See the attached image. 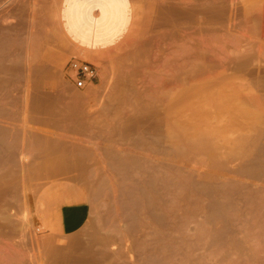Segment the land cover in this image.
<instances>
[{
	"label": "rangeland",
	"instance_id": "obj_1",
	"mask_svg": "<svg viewBox=\"0 0 264 264\" xmlns=\"http://www.w3.org/2000/svg\"><path fill=\"white\" fill-rule=\"evenodd\" d=\"M130 1L122 39L83 53L61 0H0V128L21 161L0 167L20 176L0 183V264H48L29 195L49 186L91 207L58 264H264V0ZM73 56L94 85L64 78ZM30 132L72 155L49 183L27 182Z\"/></svg>",
	"mask_w": 264,
	"mask_h": 264
},
{
	"label": "crops",
	"instance_id": "obj_2",
	"mask_svg": "<svg viewBox=\"0 0 264 264\" xmlns=\"http://www.w3.org/2000/svg\"><path fill=\"white\" fill-rule=\"evenodd\" d=\"M59 16L66 39L75 46L77 51L89 53L107 49L122 39L132 21V6L130 0H61ZM57 99L58 95H45L40 100L37 99L36 105L41 107L42 112H40L41 116L37 113L34 119L41 120L43 123V109L48 103L58 101ZM19 135L18 132L0 128L1 168L8 167L14 170V168L20 167V153L15 145ZM30 135V142L33 144L34 150L29 163L26 164L27 182L49 183L56 169L63 168L66 161H72V155L69 152L63 153L58 141L48 133L30 132ZM8 136H13V138L9 139ZM15 178H20V176L9 172L5 178L4 176L0 177V183L20 182ZM57 191L49 186L38 197L33 198L32 195H29L30 212L34 215L37 225H40L37 218L39 216L50 227L49 231L39 235L43 248L48 249L51 244L54 245L50 246L52 252L50 249H48L49 252L45 251V248L43 250L49 264L58 263L57 257L64 256L63 254L69 255L71 250L73 253V249L81 247L83 242L81 231L87 223L91 211L90 204L82 200L59 204ZM55 246L56 248H54ZM64 248L67 249V252ZM55 251L60 254L54 256ZM51 255L54 256L52 257L55 261ZM13 258L11 254H7L6 261L2 262H11Z\"/></svg>",
	"mask_w": 264,
	"mask_h": 264
},
{
	"label": "built area",
	"instance_id": "obj_3",
	"mask_svg": "<svg viewBox=\"0 0 264 264\" xmlns=\"http://www.w3.org/2000/svg\"><path fill=\"white\" fill-rule=\"evenodd\" d=\"M64 78L78 90L96 83V67L81 57H70L64 66Z\"/></svg>",
	"mask_w": 264,
	"mask_h": 264
},
{
	"label": "bare ground",
	"instance_id": "obj_4",
	"mask_svg": "<svg viewBox=\"0 0 264 264\" xmlns=\"http://www.w3.org/2000/svg\"><path fill=\"white\" fill-rule=\"evenodd\" d=\"M214 2V1H213ZM212 56V55H211ZM214 56V55H213ZM244 56V55H243ZM240 57H241V55H240ZM214 58V57H213ZM211 59V58H210ZM237 59V58H236ZM248 59V58H247ZM220 60V59H219ZM238 60V59H237ZM211 61V60H210ZM214 61V60H213ZM247 61V60H246ZM98 62V61H97ZM228 62V61H227ZM216 63H217V61H216ZM215 62H214V64H213V66H215V64H216ZM245 63V62H244ZM233 64V63H232ZM200 66V65H199ZM140 121V120H139ZM132 123V122H131ZM147 123V122H146ZM134 125H135V123H134ZM126 126V125H125ZM133 126V125H132ZM147 126V125H146ZM122 127H123V125H122ZM127 128V127H126ZM130 128V127H129ZM133 128V127H132ZM122 129V128H121ZM146 133V135H148V131H145ZM122 133V132H121ZM38 135V134H37ZM34 136V135H33ZM124 136V135H123ZM123 136L121 135V137L123 138ZM148 137H149V135H148ZM142 138V137H141ZM145 138V137H144ZM147 138V137H146ZM48 139V138H47ZM49 142V141H48ZM45 143V142H44ZM56 143V142H55ZM40 144V143H39ZM45 145V144H44ZM41 147V146H40ZM44 148H45V146H44ZM36 151V150H35ZM51 154V153H50ZM61 155V154H60ZM148 155V154H147ZM65 156V155H64ZM75 156V155H74ZM38 157V156H37ZM62 158V157H61ZM76 159V158H75ZM64 160V159H63ZM155 161V160H154ZM66 163H67V161H66ZM45 164H47V163H45ZM75 164V163H74ZM67 165V164H66ZM43 166V165H42ZM49 165H47V167H48ZM50 167V166H49ZM62 167V166H61ZM70 167V166H69ZM52 168V167H51ZM64 168V167H63ZM62 168V169H63ZM67 168H68V166H67ZM59 169V168H58ZM62 169H60V170H62ZM54 170V169H53ZM60 172V171H59ZM72 172V171H71ZM75 172V171H74ZM77 172V171H76ZM65 173V172H64ZM71 174V173H70ZM88 236V235H87ZM47 238V237H46ZM51 241V240H50ZM96 241V240H95ZM56 244V243H55ZM52 245V244H51ZM50 245V246H51ZM66 245V244H65ZM71 245V244H70ZM98 245H101V244H98ZM50 246L48 247V246H46V247H48V249H50ZM52 246H54V245H52ZM75 246V245H74ZM79 247V246H78ZM85 247V246H84ZM43 248V247H42ZM45 248V247H44ZM44 248H43V250H44ZM52 248V247H51ZM54 248H56V246L54 247ZM53 248V249H54ZM66 248V247H65ZM64 248V250H66V252H67V249H65ZM88 248H90V247H88ZM93 248V247H92ZM92 248L90 249V250H92ZM98 248V247H97ZM41 249V248H40ZM48 249L47 248H45V251L47 250L48 251ZM58 250H59V248H57ZM76 249V248H75ZM51 250V249H50ZM56 250V249H55ZM63 250V251H64ZM71 250V249H70ZM74 250V249H73ZM82 250V249H81ZM81 250L79 251V252H81ZM88 250V249H87ZM72 251V250H71ZM69 252V253H72V252ZM89 251V250H88ZM38 252V251H37ZM44 252V251H43ZM49 252V251H48ZM51 252H52V250H51ZM50 252V253H51ZM73 252H75V251H73ZM78 252V253H79ZM85 252V251H84ZM90 252H92V251H90ZM96 252V251H95ZM54 253V252H53ZM59 253V252H58ZM58 253L55 251V253L53 254L54 256L56 255H58ZM61 253H62V251H61ZM65 253V252H64ZM60 254V253H59ZM73 254V253H72ZM75 254V253H74ZM77 254V253H76ZM75 254V255H76ZM81 254V253H80ZM83 254V253H82ZM89 254V253H88ZM100 254V253H99ZM50 255V254H49ZM53 255H51V258H53L54 256ZM64 255V257H65V254H63ZM86 255V254H85ZM84 255V256H85ZM96 255V254H95ZM37 256H39V255H37ZM53 256V257H52ZM79 256V255H78ZM86 256H88V255H86ZM93 256V255H92ZM92 256H90V257H92ZM60 257H61V255H60ZM60 257H57V258H60ZM63 257V256H62ZM49 258V257H48ZM98 258V257H97ZM54 259V258H53ZM66 259V258H65ZM75 259V258H74ZM91 259V258H90ZM51 260V259H50ZM85 260H86V257H85ZM52 261V260H51ZM54 261H55V259H54ZM61 261H63V260H61ZM89 261V260H88ZM84 262V261H83ZM110 262V261H109ZM55 263V262H54ZM80 263V262H79ZM78 263V264H79ZM85 263V262H84ZM94 263V262H93ZM96 263V262H95ZM49 264V263H48ZM56 264H58V263H56ZM76 264V263H75ZM88 264V263H87ZM107 264V263H106Z\"/></svg>",
	"mask_w": 264,
	"mask_h": 264
}]
</instances>
